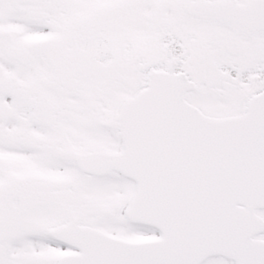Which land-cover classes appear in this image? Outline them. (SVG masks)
<instances>
[{"label":"snow or ice","instance_id":"obj_1","mask_svg":"<svg viewBox=\"0 0 264 264\" xmlns=\"http://www.w3.org/2000/svg\"><path fill=\"white\" fill-rule=\"evenodd\" d=\"M0 264H264V0H0Z\"/></svg>","mask_w":264,"mask_h":264}]
</instances>
